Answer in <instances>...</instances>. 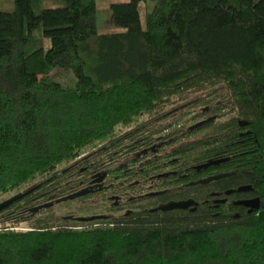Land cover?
<instances>
[{"label":"trees","instance_id":"trees-1","mask_svg":"<svg viewBox=\"0 0 264 264\" xmlns=\"http://www.w3.org/2000/svg\"><path fill=\"white\" fill-rule=\"evenodd\" d=\"M141 1L112 3L105 33L95 0L0 11V197L31 189L0 212V264H264V0H155L144 27ZM53 65L72 70L74 87L40 85ZM189 95L199 99L190 116ZM165 129L189 179L222 174L189 187L195 211L113 219L101 191L29 210L78 190L108 159L136 165L127 145ZM241 184L257 209L201 203ZM91 215L102 217L77 219Z\"/></svg>","mask_w":264,"mask_h":264},{"label":"flooded vegetation","instance_id":"flooded-vegetation-1","mask_svg":"<svg viewBox=\"0 0 264 264\" xmlns=\"http://www.w3.org/2000/svg\"><path fill=\"white\" fill-rule=\"evenodd\" d=\"M177 107L180 106L178 105ZM209 117L214 119L213 116H208V118ZM208 118L201 117L188 124V128L192 130L201 127L206 121H209L207 120ZM166 131L167 129L156 135L157 137L161 136L160 139L148 146L142 147V145H135L131 147L127 145L128 147L124 151L131 149L130 152L126 153L131 155L130 159H132V161H137L136 165L133 166L130 165L129 162L120 161L118 159H108L105 162V167L101 171L93 172L89 176V180L80 186L79 189L92 187V191L88 192L86 195L102 192L106 200L105 217L116 219L119 217L118 215L126 217L134 215V213L138 214L137 212L141 210H147L149 213L174 211L193 212L199 206L200 200L197 199L193 193H187L189 187H196L200 184L209 183L213 179L208 182H201L200 180L210 176H217L214 179L221 177L222 174H213L207 177L189 179L188 167H186L185 164H180L183 159L179 155L173 154L175 147L171 146L172 138H163ZM168 146L169 148H167ZM143 156H145L144 161L150 160L148 165L143 164ZM219 159L223 160L210 165H218L227 160V158ZM203 164L195 165L193 168L195 170H200L201 168L210 166H202ZM98 178H100L98 181H94ZM241 186L246 187V189L237 191V188ZM252 190L250 184H241L223 191H212L205 195L208 199L205 198L201 203L209 202V205L217 210L220 206H225L227 208L231 205L235 207L241 206L244 207L246 211L251 212L257 208L244 205L243 202L258 198L251 195ZM54 199L56 198L51 197V199L43 203ZM189 199L193 200L194 203H191L186 208L160 209L161 206L171 201H184ZM218 213L219 211L215 214ZM237 214V212L234 213L236 216Z\"/></svg>","mask_w":264,"mask_h":264},{"label":"rangeland","instance_id":"rangeland-1","mask_svg":"<svg viewBox=\"0 0 264 264\" xmlns=\"http://www.w3.org/2000/svg\"><path fill=\"white\" fill-rule=\"evenodd\" d=\"M96 1V18H97V30L99 33H105L108 31L113 30V26L108 23V18L110 16V5L112 3H120V2H127L129 0H95ZM155 0H143L138 4V9H139V16H140V21L142 26L144 27L145 24V16L146 14L151 11V9L153 8ZM14 6V0H0V11H8L13 9ZM27 12V8L24 7L23 8V12ZM117 30H121L119 28H116ZM45 44H46V53L48 55L49 51L51 50V48L49 47L50 45V40L49 38H45ZM76 83V78L72 72V70L70 68H66V67H60L57 65H53L52 66V70L50 72V79L47 83H45L43 80L40 81V85L43 86L44 85V89L45 88H50V89H64V88H72L74 87ZM188 97L192 98L189 101H187L186 104L189 105H185L186 107H188V110H192L191 113L188 114V116L192 115V113L196 112V106L197 102H199L198 98H193V95H189ZM178 98H173L172 100V105H179L181 100H177ZM189 99V98H188ZM170 106V105H168ZM166 110V108L164 109ZM195 120H189L186 121L185 124L188 125L192 122H194ZM71 164V163H68ZM28 186H25V188ZM23 192L24 189H21ZM18 193V190H13L10 193L6 194V195H2L0 197V201L14 195Z\"/></svg>","mask_w":264,"mask_h":264},{"label":"water","instance_id":"water-1","mask_svg":"<svg viewBox=\"0 0 264 264\" xmlns=\"http://www.w3.org/2000/svg\"><path fill=\"white\" fill-rule=\"evenodd\" d=\"M210 119H212V117H209L207 120H210ZM222 160L223 159L210 160L207 163L203 164L202 166H207V165H210V164H215L218 161H222ZM215 177H217V176H210V177L205 178V179H202L200 181L201 182H208L211 179H214ZM99 179L100 178H98L97 180H94V181H98ZM244 189H246V187L241 186V187H238L237 188V191L244 190ZM30 191H31V189L26 190V191H23V192H18L16 194H14V195H12V196H10V197H8V198L0 201V212L2 210H4L6 207H8L10 204L14 203L15 201L19 200L20 198H22L23 196H25L26 194H28ZM90 191H92V187H90V188L85 187V188L79 189L77 191H74L72 193L66 194L64 196L58 197V198H56V199H54L52 201L45 202V203H41V204H38L36 206H33L29 210L32 211V212H36L39 209L49 207V206H51L54 203H59L61 201H66V200H72V199H75V198L84 196V195H86ZM258 202H259V199L256 198V199H253L252 201H244L243 204L244 205H247V206H250L252 208H258ZM191 203H194L193 200H191V199L184 200V201H171V202H169V203L161 206L160 209L161 210H169V209H175V208H186ZM101 217L102 216L91 215V216H87V217H84V216L77 217V219L79 221H93V220L98 219V218H101Z\"/></svg>","mask_w":264,"mask_h":264}]
</instances>
